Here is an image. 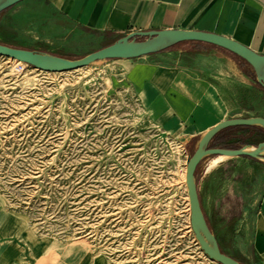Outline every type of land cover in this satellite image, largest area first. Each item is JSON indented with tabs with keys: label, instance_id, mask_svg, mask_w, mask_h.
Instances as JSON below:
<instances>
[{
	"label": "rangeland",
	"instance_id": "obj_1",
	"mask_svg": "<svg viewBox=\"0 0 264 264\" xmlns=\"http://www.w3.org/2000/svg\"><path fill=\"white\" fill-rule=\"evenodd\" d=\"M68 29L46 0L0 13V42L13 47L75 59L112 40ZM119 63L46 72L0 55V205L20 218L16 233L36 253L45 242L38 238L52 245L45 262L221 264L191 225L184 174L199 138L186 142L177 127L152 118L138 93L114 77L124 73ZM216 157L203 159L197 179L212 231L223 252L260 264L249 245L258 197L248 176L260 171L236 156L214 164Z\"/></svg>",
	"mask_w": 264,
	"mask_h": 264
},
{
	"label": "crops",
	"instance_id": "obj_2",
	"mask_svg": "<svg viewBox=\"0 0 264 264\" xmlns=\"http://www.w3.org/2000/svg\"><path fill=\"white\" fill-rule=\"evenodd\" d=\"M46 1L65 19L70 32L83 29L108 34L112 38L109 44L131 31L180 28L219 33L264 54V0ZM119 60L115 68L124 73L113 72L114 77L138 93L152 118L177 127L186 142L200 139L224 119L264 117V87L254 69L223 47L184 41L160 52ZM260 100L262 107L256 104ZM236 157L252 171H260L248 175L255 184L252 194L258 197L249 245L264 264V162L249 156ZM241 180L236 176L234 188ZM16 221L20 218L0 205V264H62L61 259L45 262V252L52 245L38 238L45 242L36 253L35 247L16 233ZM86 264H110V260L94 256Z\"/></svg>",
	"mask_w": 264,
	"mask_h": 264
},
{
	"label": "water",
	"instance_id": "obj_3",
	"mask_svg": "<svg viewBox=\"0 0 264 264\" xmlns=\"http://www.w3.org/2000/svg\"><path fill=\"white\" fill-rule=\"evenodd\" d=\"M20 1L22 0H0V13ZM184 41L206 42L237 54L252 66L258 82L264 87V54L256 52L231 37L204 30L165 28L131 31L113 43L75 59L32 49L13 47L1 42L0 55L18 59L38 69L54 72L85 67L94 61L103 59L138 58L166 50ZM241 125H259L264 128V117H232L216 123L201 136L186 166V185L190 202L192 229L204 252L211 259L221 264L242 263L222 251L203 210L196 171L205 157L213 155L249 156L261 159L264 162V140L256 145L246 144L238 148L213 146L211 144L213 138L221 130Z\"/></svg>",
	"mask_w": 264,
	"mask_h": 264
},
{
	"label": "trees",
	"instance_id": "obj_4",
	"mask_svg": "<svg viewBox=\"0 0 264 264\" xmlns=\"http://www.w3.org/2000/svg\"><path fill=\"white\" fill-rule=\"evenodd\" d=\"M174 47V46H173ZM170 47V48H173ZM253 135L252 139H247V135ZM264 138V128L259 125L231 126L221 130L212 140L213 146L238 148L248 143L257 144ZM196 171V176L199 171Z\"/></svg>",
	"mask_w": 264,
	"mask_h": 264
},
{
	"label": "bare ground",
	"instance_id": "obj_5",
	"mask_svg": "<svg viewBox=\"0 0 264 264\" xmlns=\"http://www.w3.org/2000/svg\"><path fill=\"white\" fill-rule=\"evenodd\" d=\"M17 62H21L20 60L18 59H15ZM26 64V63H25ZM82 68V67H80ZM80 68H76V69H72V70H65V71H54V72H71V71H74V70H78ZM40 70H43V69H40ZM43 71H46V72H53V71H47V70H43ZM217 157L215 158V161H214V164L219 161V160H223V159H227V158H230L231 156L230 155H216ZM184 178H185V184H186V173L184 174ZM186 189H187V194H188V188H187V185H186ZM189 198V196H188ZM190 204V202H189Z\"/></svg>",
	"mask_w": 264,
	"mask_h": 264
}]
</instances>
